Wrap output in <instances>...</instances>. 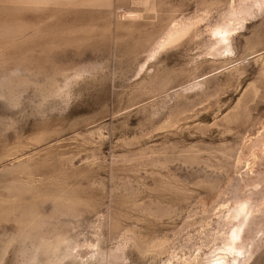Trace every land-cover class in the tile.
Returning <instances> with one entry per match:
<instances>
[{
	"label": "rangeland",
	"instance_id": "1",
	"mask_svg": "<svg viewBox=\"0 0 264 264\" xmlns=\"http://www.w3.org/2000/svg\"><path fill=\"white\" fill-rule=\"evenodd\" d=\"M247 199L264 264V0H0V264H208Z\"/></svg>",
	"mask_w": 264,
	"mask_h": 264
},
{
	"label": "bare ground",
	"instance_id": "2",
	"mask_svg": "<svg viewBox=\"0 0 264 264\" xmlns=\"http://www.w3.org/2000/svg\"><path fill=\"white\" fill-rule=\"evenodd\" d=\"M232 31L233 29L231 27L218 28L214 31L213 36L215 38L216 46L215 52L221 54L231 52ZM177 33H172L167 38L166 42L168 43L174 39L176 40ZM252 214L253 211L249 199L242 202H237L235 206L227 213L225 220L231 225V231L224 239L223 246L220 249L221 254L218 256L216 255L217 257L208 264H245L244 256L246 254V250L243 240V233L244 229L247 227L252 218ZM239 258L242 259L239 261Z\"/></svg>",
	"mask_w": 264,
	"mask_h": 264
}]
</instances>
